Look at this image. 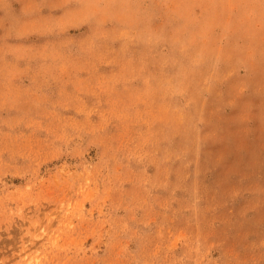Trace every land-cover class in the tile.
Listing matches in <instances>:
<instances>
[{"label":"rangeland","instance_id":"obj_1","mask_svg":"<svg viewBox=\"0 0 264 264\" xmlns=\"http://www.w3.org/2000/svg\"><path fill=\"white\" fill-rule=\"evenodd\" d=\"M0 264H264V0H0Z\"/></svg>","mask_w":264,"mask_h":264}]
</instances>
